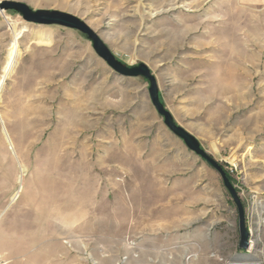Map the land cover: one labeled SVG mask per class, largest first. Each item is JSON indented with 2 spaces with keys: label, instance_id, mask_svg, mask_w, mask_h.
Segmentation results:
<instances>
[{
  "label": "rangeland",
  "instance_id": "obj_1",
  "mask_svg": "<svg viewBox=\"0 0 264 264\" xmlns=\"http://www.w3.org/2000/svg\"><path fill=\"white\" fill-rule=\"evenodd\" d=\"M1 1L71 14L120 62L145 64L174 121L230 175L247 263L264 264V0ZM9 21L27 31L0 90V264L243 263L235 204L166 128L148 82L117 75L81 33L12 11L0 12V75Z\"/></svg>",
  "mask_w": 264,
  "mask_h": 264
},
{
  "label": "water",
  "instance_id": "obj_2",
  "mask_svg": "<svg viewBox=\"0 0 264 264\" xmlns=\"http://www.w3.org/2000/svg\"><path fill=\"white\" fill-rule=\"evenodd\" d=\"M1 11L15 12L19 14L23 21L27 23L47 26L57 25L67 29L75 30L84 35L90 41L95 54L117 75L122 77H141L145 79L148 82V94L151 104L156 110L157 114L162 117L163 123L166 128L173 135L178 137L184 143L188 150L193 152L196 156L202 159L207 165H209L219 174L224 188L230 195L237 209L239 232L238 248L241 251H247L249 249L250 234L245 224V212L233 184L226 176V173L222 166L206 153V151L201 147L199 141L174 121L169 111L161 103L155 77L152 75L149 68L145 64L140 63L135 66H128L120 62L107 48V46L103 43L99 36L84 21L71 14L50 10L34 11L31 10L26 4L16 1H1L0 12Z\"/></svg>",
  "mask_w": 264,
  "mask_h": 264
},
{
  "label": "bare ground",
  "instance_id": "obj_3",
  "mask_svg": "<svg viewBox=\"0 0 264 264\" xmlns=\"http://www.w3.org/2000/svg\"><path fill=\"white\" fill-rule=\"evenodd\" d=\"M9 25H10V30H11V35H10L11 39L7 47V54H6V58L2 66V72L0 75V90L2 89L5 79L12 72L14 66L16 65L19 59L20 51H19V46H18V39L22 33L27 31L26 25H23L20 28H18L14 22H10ZM33 35H34V39L36 43L43 47H48L52 44V36L49 32L38 31L34 33ZM20 180H21V176L19 177V182ZM253 245L254 244L252 241L250 245V251L248 252V254L237 255L235 259L243 263L244 262L247 263L250 260H252L253 259V256H252Z\"/></svg>",
  "mask_w": 264,
  "mask_h": 264
},
{
  "label": "built area",
  "instance_id": "obj_4",
  "mask_svg": "<svg viewBox=\"0 0 264 264\" xmlns=\"http://www.w3.org/2000/svg\"><path fill=\"white\" fill-rule=\"evenodd\" d=\"M247 222L245 221V224H246ZM246 227H247V229H248V232H249V234H250V236H251V230L249 229V227H248V225L246 224ZM249 242L251 243V240L249 239ZM249 248H250V246H249ZM247 251H249V249L247 250ZM259 264H263V262H261V263H259Z\"/></svg>",
  "mask_w": 264,
  "mask_h": 264
},
{
  "label": "trees",
  "instance_id": "obj_5",
  "mask_svg": "<svg viewBox=\"0 0 264 264\" xmlns=\"http://www.w3.org/2000/svg\"><path fill=\"white\" fill-rule=\"evenodd\" d=\"M225 171V170H224ZM225 173H226V176L229 178V180H230V182H231V177H230V175L228 174V172H226L225 171Z\"/></svg>",
  "mask_w": 264,
  "mask_h": 264
},
{
  "label": "crops",
  "instance_id": "obj_6",
  "mask_svg": "<svg viewBox=\"0 0 264 264\" xmlns=\"http://www.w3.org/2000/svg\"><path fill=\"white\" fill-rule=\"evenodd\" d=\"M90 27V26H89ZM91 28V27H90ZM92 29V28H91ZM93 30V29H92Z\"/></svg>",
  "mask_w": 264,
  "mask_h": 264
}]
</instances>
